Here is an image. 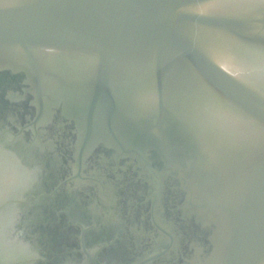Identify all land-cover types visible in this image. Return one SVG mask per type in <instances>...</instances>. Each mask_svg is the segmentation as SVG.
I'll use <instances>...</instances> for the list:
<instances>
[{
    "label": "water",
    "instance_id": "water-1",
    "mask_svg": "<svg viewBox=\"0 0 264 264\" xmlns=\"http://www.w3.org/2000/svg\"><path fill=\"white\" fill-rule=\"evenodd\" d=\"M264 0H0V264H264Z\"/></svg>",
    "mask_w": 264,
    "mask_h": 264
},
{
    "label": "snow or ice",
    "instance_id": "snow-or-ice-1",
    "mask_svg": "<svg viewBox=\"0 0 264 264\" xmlns=\"http://www.w3.org/2000/svg\"><path fill=\"white\" fill-rule=\"evenodd\" d=\"M209 3H217V4H227L231 2V0H206ZM261 51L264 52V46H262Z\"/></svg>",
    "mask_w": 264,
    "mask_h": 264
}]
</instances>
